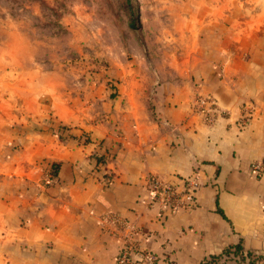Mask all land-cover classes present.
I'll list each match as a JSON object with an SVG mask.
<instances>
[{
    "label": "crops",
    "instance_id": "0c3cea01",
    "mask_svg": "<svg viewBox=\"0 0 264 264\" xmlns=\"http://www.w3.org/2000/svg\"><path fill=\"white\" fill-rule=\"evenodd\" d=\"M221 1L231 11L219 25L186 27L166 65L136 44L132 60L93 75L83 101L52 106L53 123L3 150L0 264H115L123 233L107 214L132 225L152 264H202L236 246L264 264V176L250 172L264 158V0ZM204 97L217 106L210 124L194 112ZM50 162L60 165L52 182ZM149 177L179 189L195 178V205L151 203Z\"/></svg>",
    "mask_w": 264,
    "mask_h": 264
},
{
    "label": "rangeland",
    "instance_id": "374dc122",
    "mask_svg": "<svg viewBox=\"0 0 264 264\" xmlns=\"http://www.w3.org/2000/svg\"><path fill=\"white\" fill-rule=\"evenodd\" d=\"M204 1L0 0V156L53 123L52 106L83 101L93 75L132 60L136 44L161 68L184 47L186 27L217 26L220 12L231 11L229 1ZM190 10L206 13L187 17Z\"/></svg>",
    "mask_w": 264,
    "mask_h": 264
},
{
    "label": "built area",
    "instance_id": "2783aa9c",
    "mask_svg": "<svg viewBox=\"0 0 264 264\" xmlns=\"http://www.w3.org/2000/svg\"><path fill=\"white\" fill-rule=\"evenodd\" d=\"M194 112L201 117L203 123L210 124L217 114V106L210 97L199 98L195 102ZM249 117L250 114L246 113L242 117L240 125L245 126L249 121ZM250 172L256 177L264 176V158L252 162ZM198 188V182L193 177L182 179L180 189L173 184L164 182L158 177H149L146 183L151 203L166 205L171 213L195 205ZM102 219L106 227H111L117 233H123L122 239L124 244L115 259V264H152L156 260V256L152 252L140 248L133 240L134 228L125 219L113 214L104 215ZM251 259V257L243 252V260L231 254L229 257L222 256L219 264H223L226 261L236 264H252L253 261Z\"/></svg>",
    "mask_w": 264,
    "mask_h": 264
},
{
    "label": "trees",
    "instance_id": "16d2710c",
    "mask_svg": "<svg viewBox=\"0 0 264 264\" xmlns=\"http://www.w3.org/2000/svg\"><path fill=\"white\" fill-rule=\"evenodd\" d=\"M126 3H128L130 5V2H132V0H124ZM129 10V11H128ZM127 10V12H129V16H132V12L133 9L130 6V8ZM58 131V130H57ZM57 135L59 137H61L62 134H60L59 132H57ZM99 162H102V159L99 158ZM59 168L60 165L59 163H55V162H50L47 163V165L44 167V169H47L46 175L48 177V179L50 180V182L52 181H56L58 179V172H59ZM111 175L105 174L103 175L104 179H110ZM243 249L240 246H236V247H232V248H228L226 250H224V252L222 254L216 255V256H212L209 257L207 259H205L202 264H219V262L223 257H229V255H234L235 257H239L241 258V260H243Z\"/></svg>",
    "mask_w": 264,
    "mask_h": 264
}]
</instances>
